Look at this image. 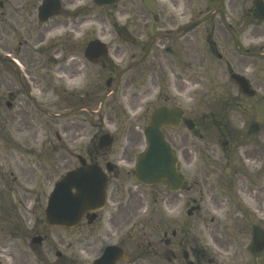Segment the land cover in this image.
I'll return each instance as SVG.
<instances>
[{
  "label": "flooded vegetation",
  "instance_id": "obj_1",
  "mask_svg": "<svg viewBox=\"0 0 264 264\" xmlns=\"http://www.w3.org/2000/svg\"><path fill=\"white\" fill-rule=\"evenodd\" d=\"M43 1L0 0L1 187L8 188L12 185L13 151H21L27 145L30 138L37 139L39 130L33 126L35 123H42L43 105H61V87L55 75L64 74L67 68H71V65L67 64L68 67L65 69L63 62L71 56L78 54L82 57L80 64L91 68L90 76H82L85 87H81L79 90L70 93L75 98H71L63 104L79 105L75 107L77 109H80L82 106L87 108L86 106L93 105L94 80L92 77V67L94 65L100 67L96 76L105 75L111 78L115 72L106 55L93 58L91 62L84 58L88 43L93 41L92 34L82 29L86 26L89 18L83 16L82 20L78 23H76L77 20L74 18V14L82 13L84 8L68 9L67 6H72V1L60 0L62 3L61 12H56L54 16L44 22V19L39 16V9ZM172 1L168 0L169 7L171 9H178V1ZM239 1L242 2V7L235 5V0H208L201 8L187 10L185 18H182L183 21L174 20L167 13H164L163 8L158 7V5L154 13L146 12L151 17V23L149 26H146L149 30V34L147 33V35H149L150 40L149 42H137L133 46V62L132 64L131 62H127L125 67L116 75V89L121 85L125 92L129 84H133L134 90L139 93L129 95L127 97L129 98L128 103L131 105H161L158 107H164L165 105H170L171 100L167 86L174 87L183 92L189 85L188 78L186 80L184 77L197 78L194 82L199 86L203 84L204 76L215 77L223 72L226 75L236 73L245 77L252 88L257 91L259 86L256 84L254 86V81L246 77V73L251 71L252 65H254V62L247 57V55L251 56L252 54L247 51L243 52L237 40L260 37L253 34L252 31L249 34L247 33V28L252 26L264 36V21L253 19L258 0ZM262 1L264 2V0ZM138 19L143 20V16L140 14ZM241 24L243 25V31L237 34L236 30L241 27ZM67 27H70V29H67ZM67 30L73 32L76 37L73 38L69 34H66ZM62 31L64 32L63 35ZM234 49L238 56L234 53ZM115 51L118 53L121 50L119 47H116ZM61 52L62 54H60ZM175 53L179 54L181 69L172 70L170 66L165 71H162V62L156 60L157 57L164 60L165 55V58L170 60L171 56H174ZM55 54H58L57 58H55ZM59 55L63 56V58L59 57ZM131 66L134 69L133 75L131 74ZM71 70L76 73V65ZM157 76L161 80L159 85L163 88V91L161 90L160 92L167 94V98L159 103L158 99L160 100L161 98L157 96L153 97L152 95L155 91L154 88L158 86V82L156 81ZM44 82L48 90L45 89ZM112 82V80L111 83L106 82L108 90H110ZM194 82L190 83L193 84ZM214 82L215 80H213V84ZM90 85L92 86L89 87ZM227 85L233 88L235 98L243 101L245 99L247 105H251L249 102H252L254 98L243 97L232 81H229ZM34 91L40 95H34ZM213 91H215L216 96L203 94L208 98V101L204 102L205 105H219V102L214 100L215 98H219V93L214 88ZM161 93H159V96ZM122 95L124 96L125 94L122 92ZM150 97L153 99L145 102ZM211 99L214 101H211ZM99 105L104 104L101 102ZM234 105L243 104L242 102H236ZM148 109L145 112L143 111L144 119H146ZM212 114H203L198 118H190L183 111L182 120L191 119L195 125V130L192 132L196 133L199 122L205 121ZM214 137L216 139H224L223 145L225 147L229 146L228 137L223 131L217 132ZM200 138L202 139L201 135ZM239 150H228L225 148L219 156L215 155L214 151L209 150L208 153L214 157L213 160L195 151H193V155H190L189 151L185 150L184 163L186 166L189 167L196 163L204 162V165L197 167L204 171V175L200 172H195L192 175L194 183L186 187L187 193L202 187V185L196 182L197 179L202 178L205 180V176H208L209 173L218 172L219 174L216 176L219 185L222 187L224 199H230V203L241 204L239 194L247 192L249 201H259L258 192L254 191L252 186L254 182H258V186L263 184L264 160L263 162L256 160L258 165H254L255 168L250 169L247 166V162L253 163V159H257V157L253 156V151L247 150V148L241 149V154ZM190 152L192 151L190 150ZM233 153H236L237 163L232 162ZM86 155L90 162L98 159L97 154L93 157L91 153L87 152ZM117 158L126 164L132 161V156L129 152H124ZM100 159L104 162L107 161L104 155ZM230 162L232 163L229 164ZM221 163L224 165L221 166ZM15 170L20 183L23 182L28 185V176H32L33 169L17 165ZM112 173L115 175L119 173L117 166L112 167ZM112 173L108 175L110 180ZM253 179H255L254 182ZM258 186H256L257 189ZM28 199L27 193L22 194L21 197H15L21 216L24 215L23 207L28 204ZM200 199H202V196ZM219 201V198L214 199L216 203ZM186 203L191 208L198 207V209H194L193 211L201 213L200 203L196 202L194 198L189 196ZM195 212L191 213L190 217ZM98 219L99 216L96 217L95 221ZM250 226L249 235L245 236V247L253 256H251V261L247 262V264H264V219L260 220L258 225L254 226L251 224ZM11 237L12 230L9 231L8 239L0 243V264H6V257L11 258ZM209 238L216 248L223 244L219 241L216 234L209 233ZM175 242H177L176 234L166 241L168 247L166 255L168 254L167 259L169 264H189L188 258L194 261L193 264H213L212 258L209 256L210 252L206 248L204 241H198L196 245H193L190 236L184 233L181 236L182 246L178 248L179 251L177 252H174L172 248ZM169 253L171 256H169ZM38 254L42 255L41 252H38ZM179 257L180 261H178ZM59 259L62 262L51 263L44 257L45 264H64L65 258L60 257ZM225 264L242 263L230 259Z\"/></svg>",
  "mask_w": 264,
  "mask_h": 264
},
{
  "label": "rangeland",
  "instance_id": "obj_2",
  "mask_svg": "<svg viewBox=\"0 0 264 264\" xmlns=\"http://www.w3.org/2000/svg\"><path fill=\"white\" fill-rule=\"evenodd\" d=\"M71 1L72 6H67L68 9L77 7L84 8L82 13L74 14V18L77 20L76 23L80 22L83 16H87L89 21L82 29L90 31L92 37H99L106 43H112L111 59L116 64H118L116 58L120 57V55L114 51L116 46H120V48L124 50V55H129L134 50L131 44L121 41L118 38L117 31L120 27H126L130 33L139 40L143 37V33L147 35L149 32L146 26H149L151 23V17L143 8L141 0H118L117 5L114 7L101 8L94 6L91 0ZM175 1L179 3L178 9H171L168 0H157V5L158 7H162L164 13H167L171 18H174V20L183 21L182 18H185L187 10L201 8L208 0H173L172 2ZM235 5L243 6L242 2L239 0H235ZM140 14L143 16V20L138 19ZM240 28L241 27H239L238 30ZM67 29H70V27H67ZM68 31L69 30H67V32ZM63 33L62 31V35ZM252 33L262 36L259 30L254 28H252ZM71 36H74V38L76 37L74 33H72ZM147 36L148 38H144L149 41L150 37L149 35ZM258 44H260L261 47L254 48V45ZM241 45L243 48L250 47L253 52L263 53L264 36L256 40H245ZM57 57L58 54H55V58ZM253 57L258 59L257 64L252 65L253 70L246 74L254 83L261 86L262 89L257 94L263 96L264 55H255ZM156 60L162 62V71H165L166 68L170 66L172 70L181 69V61L178 53H175L174 56L172 55L170 60L165 58V55V61L159 57H157ZM73 61H76L74 63L75 65H80V56L78 54L71 56L69 60L65 61L64 68L66 69V67H68L67 64H72ZM123 65L121 64V67H123ZM80 66L85 73L83 76L89 75L91 68H87L83 65ZM70 69L67 68V71H65L61 77L55 75L56 78L60 79V84L63 85L64 83L65 85H69L70 91H77L81 87H85L83 78L80 77L74 80L72 78L74 72ZM258 69H261L260 72L257 71ZM97 73L98 70L96 66L92 67V77L96 76ZM192 80L191 77L188 78L189 82ZM213 80H215L214 84ZM156 81L158 82V86L154 88L155 91L152 95L153 97L157 96L161 98L160 100L158 99L159 103L167 98V94L165 92H160L161 90L163 91V88L159 85L161 80L158 76ZM210 84H212V87L213 85L214 87L217 86L218 89L222 93H226L228 97H231L228 91L235 95L233 88L225 85L229 84V79L228 75L222 72L217 77L213 78L204 76L203 84L199 86L201 90L197 87L189 89L188 92H182L174 87L167 86L168 94H170L171 97L170 105L180 107L190 118H198L203 114L207 115L206 112L208 111H206V109L209 108L207 107L208 105L204 104L205 97L203 94L216 96L215 91L212 89L209 90ZM44 86L45 89L48 90L45 82ZM91 86L92 85L89 87ZM112 87L114 88L115 84H113ZM133 87L134 85L131 87L129 84L125 92L122 87L115 90L114 96H110L107 100L110 105H103L101 109V105H88L87 107L88 110L92 112L91 114L85 113L84 111L79 112L76 109L73 110L77 105H43L47 113L43 115L42 123H35L33 126L41 130L42 136L39 141L43 142L45 140L43 163L41 167L43 171L39 170L34 177V181L37 183L39 180L43 183V186L42 184L41 186H35L33 190V199L37 198L43 192V200H41L40 203L41 209L44 207L43 203H45L44 200H46L49 189H51L50 187L57 180V174L62 172L63 169L67 170L77 164L74 155L84 154L85 148H83V145L87 143L86 138L90 134L95 136L108 132L114 137H117V141L109 150V154L116 153L119 155L123 151H127L134 159L138 153L144 151L145 143L143 141L142 130L148 125L149 118L147 116V120H139L140 117L143 118V113H138V108H142L144 111L148 105H134L131 108L129 105H125L126 98L121 97V92L125 95H131L133 93L138 94L139 92L134 90ZM194 89L196 91L198 90V92L193 100L194 95L192 91ZM93 90L99 91L95 87H93ZM33 93L34 95H40L36 91ZM99 93H101V91H99ZM159 93H161L160 96ZM100 97L101 95L93 93V100L97 103H99ZM73 98H75V96ZM152 99V97L147 98L145 102ZM236 102H242L243 105L241 108L245 110V105H247L246 100L243 101L236 98L230 102V105H234ZM149 106V112L151 113V109L158 105ZM130 108L134 113L130 111ZM53 113H57L58 116H54ZM243 116L244 112H242L241 115L234 114L232 116L233 121L236 122L235 126L240 125L239 122H237L238 118L246 119V117ZM62 126L65 132L62 130ZM199 128L204 129L200 126ZM248 128L249 126L247 129ZM79 129H82L81 137L75 139ZM206 131L208 136L213 138L214 130L211 129ZM250 131L254 133L257 132L254 127H251ZM56 133L61 134L60 141L56 139ZM185 134L188 135L187 139L184 136ZM166 135L177 152L176 154L180 160V172L185 174L186 177H189L188 186L194 183L192 179L193 173L200 172L204 175V172L199 171L194 165L189 167L185 165V150H188L190 155H193V151L205 155L204 150L208 147L210 149H215L216 155H220L219 152L222 149V145H216L215 140L210 141L208 138L205 139V141H200L192 137L185 131L184 127L176 131H166ZM258 135L259 137L257 138H255V134L253 135L254 138L250 137L247 147L245 145L246 143L232 140L233 148L231 150L247 148V150L253 151V156L257 157V159H253V163L250 161L247 162V166L250 167V169H254V165H258L256 160H261L262 162L264 160V156L260 153V151L264 149V142L262 140V135L260 133ZM190 150L192 152H190ZM239 153L241 154V149ZM256 153L259 154L256 155ZM12 158L13 164L15 161L18 164V158L15 154H13ZM237 160L236 153H233L232 162L237 163ZM112 161L115 162L114 160ZM220 165L223 166L224 164L221 163ZM119 166L124 170V174L121 175V182L117 183L119 185L118 190L114 189L116 182L111 183L108 191V204L102 211L101 222H97L93 227H88L85 233H76L81 230H86L84 226L75 229H54L47 227L44 224L42 213L40 219L37 214H32L35 201L31 202L32 205L26 206L28 214L23 219L24 228L21 229L28 232L35 231L40 234H49L50 237L47 242H52L56 247V251H60L61 253L66 252V246L71 244L74 246L73 254L78 257L80 261H85V263L90 258H87V256L91 255V257H93L96 255L103 245L120 242L123 248L128 252L130 264H169L168 261L164 260V231L168 232L167 238H169L171 232L176 231L178 235L184 231L182 229L189 228L191 230L189 236H191L192 242H197L200 241L203 236H206L205 229H208L210 233L216 234L219 241L223 243L218 248L212 246L211 248H207L210 252L209 256L212 258L213 264H225L230 259H234L242 264H247V262L251 261V256H253V254L245 247V236L249 235L251 220H255V223L258 224L260 220L264 219V180L262 181L263 184L258 186V182H254L255 179H253L254 183L252 189L258 192L259 201H249L247 192H241L239 197L244 205L239 207L235 203H230V199L227 200L223 198L222 187L219 185L216 176L219 174L218 172H215L216 174L209 173L208 176H205V180L202 178L197 179L196 182L202 185V187L196 188L190 193H187V189H184V191H180L176 194H168L164 188H146L137 185L133 176L127 175V172L131 169L130 166H126L125 164H119ZM56 169H61V171ZM256 186H258V189ZM200 189L203 197L200 201L201 213H194L193 216L189 217L186 214L189 208V206L187 207L186 205V201L189 196L199 201L201 196ZM215 198H219L220 201L218 203L214 202ZM116 208H120L121 211L112 225L111 221L113 220H110L111 213L114 212ZM237 208L240 212L235 214L234 209L236 210ZM41 211L43 212V210ZM252 212L255 217L252 216ZM240 216H242V220H236ZM6 235L5 232L0 230V243L3 242L1 240ZM27 244H29V240H27ZM211 249H213L215 253ZM138 254L140 255L138 256ZM169 256H171L170 253ZM11 258L6 257V264H40L35 251H33L31 247L25 245L22 237H13L11 241ZM51 258L54 260L53 256H51Z\"/></svg>",
  "mask_w": 264,
  "mask_h": 264
},
{
  "label": "water",
  "instance_id": "obj_3",
  "mask_svg": "<svg viewBox=\"0 0 264 264\" xmlns=\"http://www.w3.org/2000/svg\"><path fill=\"white\" fill-rule=\"evenodd\" d=\"M93 2L97 5H113L116 0H93ZM143 3L148 10L153 11L151 0H143ZM259 13L260 15L264 14V12ZM124 38L131 40L128 35ZM95 44L96 42L91 43L88 48L91 54L96 49L94 48ZM258 104L255 106L257 124L264 131V100H261ZM173 115L176 117L175 113L167 111H159L153 115V123L145 131L148 148L146 153L138 160L136 179L145 183H163L168 185L170 190H178L183 178L176 174V160L173 152L159 133V127L162 125L154 122L156 117L168 120ZM176 124L177 119L172 126ZM107 138H102L103 144L110 143ZM89 170L91 169H79L76 175L69 173L63 181L57 184L46 211V222L48 225L74 226L82 218L83 213L97 210L104 206V180L101 177H92L88 172ZM70 188L75 189V194L71 193ZM36 242L40 241L36 239ZM120 260L127 261L122 251L109 247L105 250L103 257L94 264H115Z\"/></svg>",
  "mask_w": 264,
  "mask_h": 264
}]
</instances>
